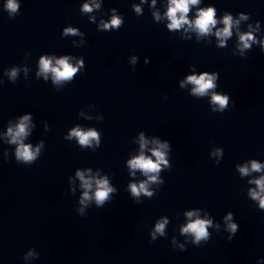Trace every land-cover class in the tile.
Returning a JSON list of instances; mask_svg holds the SVG:
<instances>
[{"label": "water", "instance_id": "1", "mask_svg": "<svg viewBox=\"0 0 264 264\" xmlns=\"http://www.w3.org/2000/svg\"><path fill=\"white\" fill-rule=\"evenodd\" d=\"M15 2L0 0V264H264L251 196L264 177V0H199L179 29L170 0ZM209 7L216 24L202 34L194 22ZM226 15L232 34L218 37ZM42 59L77 71L56 80ZM206 70L219 71L215 87L194 94L187 77ZM213 94L228 96L223 111ZM74 130L96 136L82 145ZM21 142L34 161L17 160ZM141 154L158 170L132 168ZM97 180L111 189L102 205ZM197 218L212 221L199 246L182 231Z\"/></svg>", "mask_w": 264, "mask_h": 264}, {"label": "clouds", "instance_id": "2", "mask_svg": "<svg viewBox=\"0 0 264 264\" xmlns=\"http://www.w3.org/2000/svg\"><path fill=\"white\" fill-rule=\"evenodd\" d=\"M199 2V0H170L169 9L167 12V15L170 19V23L168 24L169 29H179L182 24L188 23L191 24V22L188 20L187 13L189 12V5H195ZM7 7L11 9L12 11H15L18 7L15 0H8ZM86 11H90L91 9L88 8L87 5L84 6ZM136 11L139 12L140 8L139 6H136ZM177 13H180L178 16ZM215 11L213 8L209 7L206 10H200L199 14L194 22V26L198 31L202 34H206L210 31V25H215ZM113 25H119L120 20L119 19H113L112 21ZM224 24L225 27L222 31H217L216 35L218 37H229L231 36V27H232V18L229 15H226L224 17ZM105 27H109L108 25H105ZM254 39L251 34L247 35H241L240 40L242 41V47L243 48H249V40ZM224 41L221 40V46H223ZM83 63V61H81ZM58 67H51L50 61L48 59H42L41 60V70L43 72L52 71L55 74L56 80H62V79H69L71 78L77 71V68L71 66L66 59H60L58 61ZM213 74L209 75V71H203L199 76L193 74L189 75L187 77V81L194 84L195 87L193 88L194 94L203 95L205 94L208 89L215 87L213 83V79L218 78L220 73L219 71H212ZM13 76H15V71L12 73ZM181 86H183V82H181ZM212 102L215 104H219L221 111L225 109V107L228 104V96H221L220 94H213L212 96ZM234 106V102H233ZM29 119L28 116H24L21 120L20 124L18 125L15 134L12 136V142L15 143L20 137L23 135H26V125L25 121ZM9 133H12V129L9 128ZM73 135L79 136L80 144L84 145L87 144L90 137H95L96 133L94 131L83 133L74 130ZM167 143V141L165 142ZM143 147V143L141 145ZM165 145H161V147H164ZM39 151V148H37V152ZM154 155L158 158L159 161L164 160V155L159 150H154ZM16 158L18 161H22L25 163L32 162L35 159V154L32 152L30 145H25L22 142L18 146L16 150ZM132 168H139L142 169L144 172H155L158 170L159 165L157 162H154L150 157H145L143 154H141L138 158H135L131 161H129ZM253 170H259L261 168V165L255 161L252 162L251 165ZM240 172L242 175H247L249 172V169L245 166L240 168ZM77 175L80 177V179L83 181V187L85 189L91 188L90 179H86L81 172H77ZM150 179H155V177H150ZM97 191L95 193L96 201L98 205H102L104 200L107 197V192L111 191L107 187V180H97ZM255 183L258 185L260 192H264V177H261L257 180H255ZM143 184H141V188H143ZM131 191L134 195H139V192L137 191V188L135 185L131 186ZM260 192H257L253 190L251 192V196L253 199L259 198L260 209L264 210V197L260 196ZM149 195H151L149 193ZM89 196L88 192L86 191L84 193V198L87 199ZM84 202L83 200L81 201ZM194 212H188L187 215L189 217L193 216ZM233 216V213L231 211L228 212L227 216L224 217L225 220H230ZM167 221L165 220V223ZM212 223L211 220L206 219H200L197 218L194 221H190L186 227L182 229L184 233L191 232L194 234L195 239L193 241L194 245L199 246V243L202 239H205L208 237V231L207 226ZM229 228L233 233H235L238 229V223H231L229 224ZM163 229H164V223H158L156 225V232H160L161 235H163ZM155 238V233H153V239ZM182 250H186L183 249Z\"/></svg>", "mask_w": 264, "mask_h": 264}]
</instances>
